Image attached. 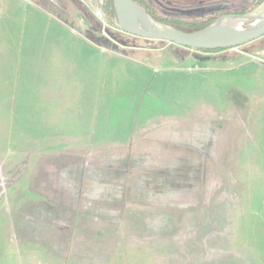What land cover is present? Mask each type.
Here are the masks:
<instances>
[{"label": "rangeland", "instance_id": "1", "mask_svg": "<svg viewBox=\"0 0 264 264\" xmlns=\"http://www.w3.org/2000/svg\"><path fill=\"white\" fill-rule=\"evenodd\" d=\"M82 1L0 0V264H264V47L204 53L143 44L121 32L116 18H95L94 29L88 8L109 15L106 1ZM197 116L213 131L202 161L207 173L201 177L194 160L183 167L193 190L199 174L201 214L165 199L129 213V192L138 195L140 184H126L119 167H90L89 157L65 173L73 180L56 174L67 155L39 165L48 142L72 141L71 126L83 151L104 138L101 147L121 146L154 123L179 126ZM55 124L65 127L55 131ZM155 163L148 157L140 165L155 167L159 180L169 177L168 167ZM180 169L171 171L182 177ZM41 191L54 199L42 202ZM47 202L65 211L68 236L61 228L52 236L47 222H37L36 208Z\"/></svg>", "mask_w": 264, "mask_h": 264}, {"label": "crops", "instance_id": "2", "mask_svg": "<svg viewBox=\"0 0 264 264\" xmlns=\"http://www.w3.org/2000/svg\"><path fill=\"white\" fill-rule=\"evenodd\" d=\"M79 1V0H78ZM82 1V0H80ZM101 3L100 0H94L96 3ZM84 3V1H82ZM85 4V3H84ZM92 5L89 4V7ZM93 8L94 5H93ZM89 13L91 15H97L95 13H92L90 8H88ZM170 45V44H169ZM130 49L137 51L135 53L140 54V47H130ZM197 116L194 119H191L188 121V123L183 122L181 125H174L170 121L166 120L163 121V123H154L150 126H147L145 128H142L141 130L139 129L137 132H134L133 135H131L130 139L124 142L121 146H107V147H101L102 144L106 145V143L109 142L107 139H101L100 142L98 143L97 141L93 142V144H90L88 147L85 148V150H81V144L77 140V137L75 134L78 132H74L73 127L71 126L70 128H67L66 132H68L70 139L72 141H69L68 144L63 145V138L62 139H56L54 142L58 143L60 142L61 144H56L54 145L53 142H48L49 146L47 147V150L44 149V153L41 155L44 156V159L41 158L40 160L43 161V163L39 164L41 167L43 165L51 167V164H53V159L58 157L60 154L62 156L67 155V160L69 162H66L65 164H61L60 168H63L59 172V170L56 172L59 173V175H64L65 178H69L70 180H73V174H69L66 177V172L70 171L69 169L71 168L73 171V168L75 166H78L80 160L82 157H89L88 163L91 167L93 166H112V167H119L117 170L120 171L121 176H123L124 181L126 180V184H140V189H139V194L136 195L134 191H130L129 194L131 195V198L135 204H131V208H126L127 211L132 213L133 210L142 209L144 208V203H149V204H164L162 201H169L173 202L172 204L174 207L180 208L181 211H184L185 214H201L203 209V185L197 181L199 179L198 175L200 174L201 177H205L207 171H205L204 167L207 166L206 164L204 165L203 159L209 157V153H205L207 150V147L210 146L208 142L211 140L213 137V131L209 128H202L201 125H199L200 119L202 120V117ZM196 120V121H195ZM65 122V121H64ZM62 125L61 124H55V126L51 125L54 130L55 128H60ZM65 126H62V128ZM69 127V126H68ZM56 131V130H55ZM217 133V130H215ZM158 133V135H156ZM45 134V133H44ZM106 134V133H103ZM97 135V134H96ZM99 135V133H98ZM90 138V137H86ZM69 139V140H70ZM84 139V138H82ZM70 143H73L74 146L70 147ZM96 143V144H95ZM77 144V146L75 145ZM62 145V146H59ZM151 147V148H150ZM153 150L154 152L151 153V151L147 152L149 150ZM153 148V149H152ZM147 153H150L149 155ZM50 157L48 158V156ZM207 156V157H206ZM148 157H150V160H155L156 163L154 165H157V159L163 158V160H166L165 166L168 167L167 174H169V177L166 179L159 180L156 175L157 169L155 167H152V169H146L145 165H140L144 164V161L148 160ZM126 159L123 164H121V161L123 159ZM64 159V158H63ZM208 159V158H207ZM190 160H194L197 162L196 167H201V170L199 171V174L194 176L197 184V190L192 189V178L189 179L188 176L185 175V168L183 165H186V163H189ZM45 161H48V164L45 163ZM199 161V162H198ZM206 163V162H205ZM118 164H121V166H118ZM179 164V165H177ZM161 167L162 165H157ZM162 166V167H165ZM179 166L181 167L180 170V176H176L174 174V171H171L174 167ZM204 166V167H202ZM68 167V168H67ZM67 168V169H66ZM203 168V169H202ZM160 171L164 172V169H158ZM47 172H52V171H47ZM54 172V171H53ZM50 175V174H49ZM173 175V176H172ZM107 176V175H106ZM142 176V178H140ZM47 177V176H46ZM158 180H157V179ZM156 179V180H154ZM61 185L67 183L64 179H62ZM160 181V182H159ZM163 181V182H162ZM59 183L58 181H56ZM156 182L159 183H167V188L169 187L170 190L162 191V186L158 185ZM194 183V182H193ZM68 184V183H67ZM143 184V186H141ZM199 186V188H198ZM125 187V185H124ZM199 189V190H198ZM206 189V187H205ZM131 190V189H130ZM206 191V190H205ZM42 192V191H41ZM150 193L154 194L156 199H149L150 197H145L144 193ZM156 192V193H155ZM159 192H165L167 194H170L168 198L166 199L165 196H163ZM143 193V194H142ZM135 194V195H134ZM44 192L39 194V199L43 200H52V198L49 194L47 195ZM127 196H128V191H127ZM135 196L136 199L139 201H135ZM206 198V196L204 197ZM165 199V200H164ZM177 201L183 202L182 204H177ZM195 203V207L192 206V204ZM47 206L43 207V205H40L36 208V211L39 210V213L42 214L41 217H38L39 219L37 222L40 221H45L47 222V229L52 232V236L54 235L55 231L60 232L63 234L64 237V232L65 229H63V221L65 220V211L59 212V208H54V204L52 202H47ZM59 206H64L63 203H59ZM165 205V204H164ZM187 205V206H186ZM182 206V207H181ZM184 206V207H183ZM58 207V206H57ZM158 211H163L161 208L157 207ZM70 209V208H69ZM125 209V210H126ZM205 209V207H204ZM62 210V209H61ZM176 213V210H175ZM37 214V212H36ZM75 214L73 208H71L69 211H67L68 216H73ZM58 215L60 216L58 219ZM57 220L60 226H57V221L54 223V221ZM73 222V217L68 219V222ZM69 222V223H70ZM91 222V221H90ZM88 223L86 225L87 227H100L104 228L107 227L106 224L102 225L101 223ZM73 225L72 223L69 224L68 227H71ZM187 225V223H185ZM85 226V227H86ZM56 227V228H54ZM66 234V232H65ZM66 236H68L66 234ZM64 240V239H62ZM65 242V241H64ZM64 245V244H63ZM66 246V245H64ZM219 250H222L219 247ZM228 262V261H225ZM224 262V263H225Z\"/></svg>", "mask_w": 264, "mask_h": 264}, {"label": "water", "instance_id": "3", "mask_svg": "<svg viewBox=\"0 0 264 264\" xmlns=\"http://www.w3.org/2000/svg\"><path fill=\"white\" fill-rule=\"evenodd\" d=\"M113 8L117 25L126 35L190 50L233 49L264 37V0L245 14L223 15L192 32H183L156 21L133 0H113Z\"/></svg>", "mask_w": 264, "mask_h": 264}, {"label": "flooded vegetation", "instance_id": "4", "mask_svg": "<svg viewBox=\"0 0 264 264\" xmlns=\"http://www.w3.org/2000/svg\"><path fill=\"white\" fill-rule=\"evenodd\" d=\"M133 1H135L139 5L141 4L143 7H145V9L149 14L157 16V18L205 19V18L213 17L215 14L220 12H226V14L223 15L234 14L233 12L237 8V6L239 7L238 9H240L241 6L248 4L250 1L255 2L256 0H218L216 2H209V0H189L188 2L185 3L178 2L177 0H133ZM89 16L90 18H99L98 15L94 16V15H90V13ZM100 17L116 18V16H112L110 14L109 15L105 14L104 16L100 15ZM166 44L168 45V43ZM259 46L261 48L264 47V37H262V39L260 38ZM190 51L200 52V50H190Z\"/></svg>", "mask_w": 264, "mask_h": 264}, {"label": "trees", "instance_id": "5", "mask_svg": "<svg viewBox=\"0 0 264 264\" xmlns=\"http://www.w3.org/2000/svg\"><path fill=\"white\" fill-rule=\"evenodd\" d=\"M262 1L263 0H256L255 2L250 1L248 4L241 6L240 9H238L239 7L237 6V8L235 9V11L233 13L234 14H245V13L249 12L250 10H252L257 5H259ZM139 6L143 7L141 4ZM143 8L145 9V7H143ZM106 9L108 10V12L112 16H115V12H114V8H113V0H106L105 10ZM83 10L87 11L85 8ZM223 14H226V12H220V13L215 14L213 17L205 18V19H202V18H157V16H154L152 14H149V15L153 19H155L156 21L163 23V24H166V25H169V26H172V27H174L180 31L192 32V31H196V30H199V29L206 27L207 25H209L211 22H213L215 19H217L219 16H221ZM111 19H113V18H111ZM92 24L94 25L93 28L95 29V27L97 26L95 18L92 19ZM128 37H131L133 39H140V38H136L133 36H128ZM140 40L143 44H148V43L149 44H155V45L166 44V42H162V41H151V40H146V39H140ZM259 40L251 42L245 46H242L241 48L242 49H249V51H255L256 47H259V43H257V44H255V43ZM128 44H130V43H128ZM130 45L136 46V42H132ZM171 45H173V44H171ZM177 47L180 49L188 50V49L183 48V47H179V46H177ZM225 50L226 49L200 50V52L210 53V52H219V51H225Z\"/></svg>", "mask_w": 264, "mask_h": 264}, {"label": "bare ground", "instance_id": "6", "mask_svg": "<svg viewBox=\"0 0 264 264\" xmlns=\"http://www.w3.org/2000/svg\"><path fill=\"white\" fill-rule=\"evenodd\" d=\"M143 20H144L146 23H148V19H147V18L143 17ZM227 26H230V24H228Z\"/></svg>", "mask_w": 264, "mask_h": 264}, {"label": "built area", "instance_id": "7", "mask_svg": "<svg viewBox=\"0 0 264 264\" xmlns=\"http://www.w3.org/2000/svg\"><path fill=\"white\" fill-rule=\"evenodd\" d=\"M98 17L101 18L100 15H98Z\"/></svg>", "mask_w": 264, "mask_h": 264}]
</instances>
